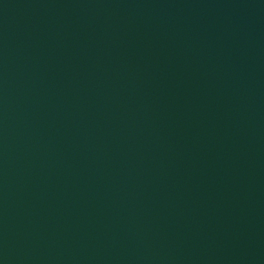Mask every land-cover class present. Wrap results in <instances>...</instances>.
Returning <instances> with one entry per match:
<instances>
[{
    "label": "water",
    "instance_id": "water-1",
    "mask_svg": "<svg viewBox=\"0 0 264 264\" xmlns=\"http://www.w3.org/2000/svg\"><path fill=\"white\" fill-rule=\"evenodd\" d=\"M0 264H264V0H0Z\"/></svg>",
    "mask_w": 264,
    "mask_h": 264
}]
</instances>
